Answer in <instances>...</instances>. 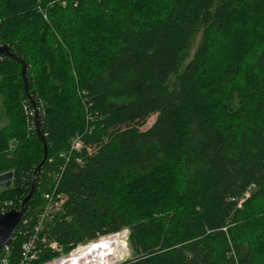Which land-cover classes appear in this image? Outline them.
<instances>
[{
  "label": "trees",
  "instance_id": "16d2710c",
  "mask_svg": "<svg viewBox=\"0 0 264 264\" xmlns=\"http://www.w3.org/2000/svg\"><path fill=\"white\" fill-rule=\"evenodd\" d=\"M72 2L0 0V42L26 63L47 146L10 264L76 135L44 229L64 254L127 229L120 264H264V0ZM0 96V174L14 173L1 212L20 207L43 145L15 60L0 59Z\"/></svg>",
  "mask_w": 264,
  "mask_h": 264
},
{
  "label": "built area",
  "instance_id": "2783aa9c",
  "mask_svg": "<svg viewBox=\"0 0 264 264\" xmlns=\"http://www.w3.org/2000/svg\"><path fill=\"white\" fill-rule=\"evenodd\" d=\"M72 4L76 7L78 0H73ZM42 14L43 17H46L44 12H42ZM24 109L28 115V128L30 131L34 132V121L32 120L33 112L28 109L27 105H24ZM80 149V136L76 135L72 139L68 150L59 154V157L64 161V164L60 166L58 171L52 175V183L47 192L42 195L45 205L40 209L37 223L32 227L31 231L26 232V240L22 244L18 264H32L38 262L45 250H47V252L55 253L57 256L39 264H55L59 262L60 259L67 257V255H70L73 251L80 248L79 246L75 250H72L69 254L65 255L58 243L53 240H49L44 232L45 225L53 221L62 211L64 205L62 195L64 194L58 192L59 181L66 165L74 156L78 155ZM74 161L76 164L81 163L80 158H75ZM9 210L10 207L8 209L2 208L1 213H6ZM24 224H26V221ZM9 255L10 245L5 246L0 251V264H10Z\"/></svg>",
  "mask_w": 264,
  "mask_h": 264
},
{
  "label": "water",
  "instance_id": "95a60500",
  "mask_svg": "<svg viewBox=\"0 0 264 264\" xmlns=\"http://www.w3.org/2000/svg\"><path fill=\"white\" fill-rule=\"evenodd\" d=\"M0 59H12L21 64V76L23 79L24 89H25V95L27 99L29 100L35 114H34V134L43 145V159L40 164H38L32 174L31 179V186L28 194L25 196V198L22 200L20 207L18 209H12L8 212L2 214L0 213V251L5 247L10 245L12 238L14 237L19 224L22 221V218L28 208L29 202L32 200L36 193L37 185H38V176L40 173V169L44 161L46 160L47 156V146H46V139L44 137V134L41 130V122L39 115L36 111V106L33 98L30 96L28 91V80H27V66L23 59L15 56L8 45L2 44L0 42ZM13 177L14 173L12 171L0 174V191L7 190L12 187L13 185ZM129 259V256L126 255L124 258H122L121 262H125ZM120 262V263H121ZM85 264H89L88 261H85Z\"/></svg>",
  "mask_w": 264,
  "mask_h": 264
},
{
  "label": "bare ground",
  "instance_id": "6f19581e",
  "mask_svg": "<svg viewBox=\"0 0 264 264\" xmlns=\"http://www.w3.org/2000/svg\"><path fill=\"white\" fill-rule=\"evenodd\" d=\"M36 111L39 115L37 108ZM80 144H81V149L78 152V154L83 150V142L81 141V138H80ZM62 199L64 201L63 202L64 204L67 201V196L62 195ZM117 240H115V238L110 239L106 237V238H101L96 242L89 243L90 246H88L89 244L85 246L82 245V247H80L79 250L77 249L73 251L70 255H67V257L60 259L59 262L55 264H85V261H88L89 264H115L119 260L117 253Z\"/></svg>",
  "mask_w": 264,
  "mask_h": 264
},
{
  "label": "rangeland",
  "instance_id": "374dc122",
  "mask_svg": "<svg viewBox=\"0 0 264 264\" xmlns=\"http://www.w3.org/2000/svg\"><path fill=\"white\" fill-rule=\"evenodd\" d=\"M197 41H198V38H197ZM1 100H2V97L0 96V101ZM0 107H1V104H0ZM154 120H155V116H151L149 119H147L145 125L141 129L142 130H146L147 128H149L153 124ZM25 123H26L27 132L30 133V130L28 128V119H25ZM5 125L6 124L0 125V128H2ZM117 234L118 235L110 238V239H114L115 238V240H117L119 238L117 240V253H118L119 260L115 264H118V263H120L122 261V258H124L126 256V252H127V255L130 257V251H129L128 243H127V240H126L127 239V236H128V230L127 229H123L121 232H119ZM124 240H125V242H124ZM96 241H93V242H96ZM84 246H85V244H84ZM88 246H90V244ZM80 247H82V245ZM76 248H74L73 250H75Z\"/></svg>",
  "mask_w": 264,
  "mask_h": 264
},
{
  "label": "crops",
  "instance_id": "0c3cea01",
  "mask_svg": "<svg viewBox=\"0 0 264 264\" xmlns=\"http://www.w3.org/2000/svg\"><path fill=\"white\" fill-rule=\"evenodd\" d=\"M0 104H1V101H0ZM4 124H7V119H6V116L4 113V109L1 105V107H0V125H4Z\"/></svg>",
  "mask_w": 264,
  "mask_h": 264
}]
</instances>
